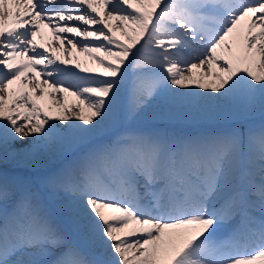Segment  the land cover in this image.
<instances>
[{"label":"snow or ice","instance_id":"1","mask_svg":"<svg viewBox=\"0 0 264 264\" xmlns=\"http://www.w3.org/2000/svg\"><path fill=\"white\" fill-rule=\"evenodd\" d=\"M161 96L197 118L264 113V0H0V264H49L36 257L57 249L51 264H264V124L89 147L50 181L73 198L65 220L2 167L10 141L80 147Z\"/></svg>","mask_w":264,"mask_h":264},{"label":"rangeland","instance_id":"2","mask_svg":"<svg viewBox=\"0 0 264 264\" xmlns=\"http://www.w3.org/2000/svg\"><path fill=\"white\" fill-rule=\"evenodd\" d=\"M117 26H119V25L113 24L114 28H116ZM49 31H50V29H49ZM56 45L58 46L57 43H56ZM57 46L53 45L50 47L54 51H56V53L58 55H61L65 58H71V57H69V55L67 57L66 55L61 54L60 46H58V47ZM76 54L80 56L81 60H87L90 66H93V67L98 66L95 62H93L91 60V58L88 56V54L81 52L79 48H77ZM16 86L17 85H15V87ZM125 88L128 89V84H126ZM180 91H181V94L184 96L190 95L188 90H180ZM35 95L39 96L40 93L36 92ZM50 97L51 96H49L46 103L45 102L44 103H45V106L51 110L52 108L48 102ZM215 99H216V97H215ZM121 103L122 104L124 103V99L123 100L121 99ZM124 106L126 107L127 105L124 104ZM255 110H254V108L247 109L244 107H240L235 112H233L232 114L224 115V116L218 117L216 119H222L225 117L234 118V120H238V125H239L241 123H247V122L253 121L254 116H256V115L247 116V115H244V113L249 114L250 112L255 111ZM255 112H258V110ZM257 114H259V112ZM53 115H55V114L53 113ZM178 116H181L182 118H186L189 122H191L193 120L202 121L203 119H204V121H206L205 118H197L194 115L189 114V112L184 108H181L179 106H177V107L169 106L166 103L164 96L159 97V99L157 101H155V103L153 102V104H151L148 108H146L143 111V113L140 114L137 118H141L142 120L144 119L143 121H146V120H154L155 121L156 120V122H159V123L169 124V123H172ZM127 120L128 119H126L123 116V114L121 113L117 123H114L111 126L108 125L109 127H111V129L108 131V133H110V134L112 133L111 135H113L115 132H118L119 130H123V127H124L123 124L127 123ZM142 120H141V122H143ZM51 122L52 121H50V123ZM55 123L59 126V123H61V122L55 121ZM202 123H205V122H202ZM249 128H257V127H255V125H252L251 127H248L246 129H242L239 131L247 132V130ZM189 129H191V128H189ZM104 130H106V128ZM163 133H164V135H167L168 137L170 135H173L172 137L179 138L177 133H173L172 131L166 130V131H163ZM170 133H173V134H170ZM27 139H24L23 141H21L24 143L25 149H26V151H24L22 154L25 155L24 153L29 151L28 153H29L30 159H28V160L22 159L21 160L18 158L15 161H11L8 159L7 161L3 162L2 166L5 167L4 170L7 171V173L10 176L16 178L18 184L26 185L30 188H33V186H34L36 189V192L38 193V195L41 199V201L47 207H49L51 210H54V212L57 214V216L61 220H65L66 218L63 215V210H62L61 205L66 204L67 203L66 200L71 201L73 198L68 196L65 193L62 194V197L60 198V200L55 198L56 195L54 193L56 191L51 186L50 181L52 180V178L57 176L60 172L57 169L49 171V168L51 166L61 162V160L65 157V154H60V156H58V157L55 155H52V154L48 155L47 151H45V149H41L40 145L38 146V143L40 141L39 137H37L36 141L33 142V144H35V146H32V144H29V140H27ZM33 153H38V154L33 155ZM22 158H24V157L22 156ZM8 168L10 169V171L8 170ZM13 168L19 169L20 172L15 171V173H12L14 171V170H12ZM29 172L32 173V175H34L33 178L30 177ZM33 173H35V174H33ZM25 178H27V183H25ZM32 184H33V186H32ZM85 248H86V246H85ZM30 252L31 251H29L28 253H23L22 255L20 254L21 256H23V258L19 257L18 259H29V257L26 256L25 254H30ZM31 258H34V256H31Z\"/></svg>","mask_w":264,"mask_h":264},{"label":"bare ground","instance_id":"3","mask_svg":"<svg viewBox=\"0 0 264 264\" xmlns=\"http://www.w3.org/2000/svg\"><path fill=\"white\" fill-rule=\"evenodd\" d=\"M112 24H117V25H119V26H117L116 28H114V30L119 34L120 33V29H121V25L118 23V22H115V21H113L112 22ZM50 29V28H49ZM49 29L48 28H45L44 29V33H45V36H44V41L45 42H50V46H53V45H55V46H57L56 45V43L58 44V46H60L59 45V43L56 41V38H55V36H53L52 35V33L49 31ZM69 38H71V37H69ZM38 39H40L39 38V36H38ZM65 48H70V45H68L67 44V42L65 41ZM57 46V47H58ZM79 48V47H78ZM80 49V48H79ZM61 51V50H60ZM32 53L31 52H29V55H31ZM61 54H63V55H66L67 57H68V52H66V51H61ZM62 67V66H61ZM29 75H31V74H29ZM85 75H87V74H84L83 76H85ZM82 76V75H81ZM43 79H47V77H44V76H41V80H43ZM72 80H73V82H76V83H78V81H76V79H75V77H72ZM131 80H132V76H131V73H129V83H127L128 84V89H126L125 87H124V89L122 90V93H121V99L123 100L124 99V104H128L129 102H130V99H131ZM53 82H54V80H53ZM23 83L26 85V86H28L29 88L30 87H34V85L33 84H30L29 83V81L28 80H24L23 81ZM28 84V85H27ZM68 85L67 84H65V87H67ZM126 86V85H125ZM14 87H15V85H14ZM195 91H196V93H201L203 90H200V89H198V88H196V86H191ZM73 91H75V89H72ZM49 96H51L50 98H49V100H48V102H49V105L51 106V110H52V113H54L55 115H57V113L53 110L54 108H59V105H53L52 104V102L54 101V100H56V99H60L61 101H62V96L61 95H59V94H52L51 93V91H49V93H47L46 94V96H45V100H44V102L46 103V101H47V99H48V97ZM53 96V97H52ZM217 96V94H215V93H213V100L215 101L216 99H215V97ZM159 99V97L158 98H156L155 100H153V102L155 103V101H157ZM153 102L151 103V104H153ZM68 103L71 105V104H73V103H79V101L77 100V98L76 97H74V96H71V95H69L68 96ZM85 107H86V105H85ZM258 108V109H257ZM256 109V110H255ZM254 110L255 111H257L258 110V112L260 113V112H262L261 111V109H260V106H259V103L257 102L256 103V105H255V107H254ZM255 111H252V112H250L249 114H246V113H244V115H247V116H254V115H257V113L258 112H255ZM234 120V118H228V117H225V118H222V119H216V118H214V119H205L206 121H204V119L202 120V121H199V120H193V121H195L196 123H202V122H205V123H217V122H221V121H223V120ZM142 119L141 118H135V119H133V120H127V123H137V122H140ZM144 120V119H143ZM142 120V121H143ZM146 121H153V122H156V120L154 121V120H146ZM118 122V120L115 122V123H117ZM69 123H71V122H69ZM77 124H79L80 122L79 121H77L76 122ZM59 125H60V123H59ZM112 125V123H110L109 124V126H111ZM108 126V127H109ZM106 127V130H103V131H101V132H99V133H97V134H95L91 139H90V142H94L97 138H99V137H101V136H104L110 129H111V127ZM138 132H140L139 130H138ZM143 132V134L145 135V134H147V129L146 130H144V131H142ZM199 134H201V133H199ZM40 135H42V134H40ZM197 136H199V135H197ZM37 137H39V135L37 136ZM25 139H27V138H25ZM24 140V139H23ZM23 140H15V141H10V145H9V147H10V153H9V160H11V161H15V160H17L18 158L19 159H23V160H28V159H30V156H29V151H27L26 153H24L25 155H23L22 153L24 152V151H26V149H25V145H24V143L23 142H21V141H23ZM27 140H29V144H32V146H35V144H33V142H35L36 140H32L31 138H28ZM40 140V139H39ZM40 145V148L41 149H45V151H47V154L49 155V154H52V155H55V156H60V154H65V153H69L70 151H73V150H76V149H78V148H80V147H76V148H61V147H59V146H46L45 144H44V142L43 141H39V143H38V146ZM82 147V146H81ZM84 151H86V150H83V151H81V152H77L76 154H74L68 161H67V165L69 166V165H72L73 163H75L77 160H78V158H79V156L84 152ZM14 153H20L21 155H18L17 157H16V159L15 160H13L12 158H11V156L14 154ZM22 156L24 157V158H22ZM67 166V167H68ZM57 169V165H55V166H53L52 168H51V170H56ZM18 172H20V171H18ZM55 195H56V199H59L60 200V198L62 197V194H63V192H59V191H56L55 193H54ZM66 202L68 203V202H70L69 200H66ZM29 251H31V250H29ZM59 251H61V250H59ZM59 251H55V250H53L50 254H48V255H45V256H43V257H36V258H41V259H44V260H46V261H48L49 262V264H51V262L52 261H54L55 259H56V257H57V255L59 254ZM28 253V252H27ZM23 253H21V255H22ZM20 254L18 255V256H16V257H13V259H18L19 257H22L23 258V256H21ZM26 256H28L29 257V259L31 258V256H34V253L31 251L30 252V254H25Z\"/></svg>","mask_w":264,"mask_h":264}]
</instances>
